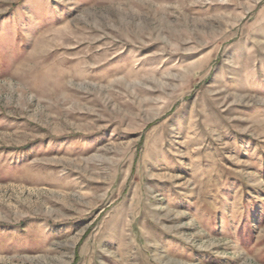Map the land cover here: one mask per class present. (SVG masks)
<instances>
[{"label":"rangeland","instance_id":"rangeland-1","mask_svg":"<svg viewBox=\"0 0 264 264\" xmlns=\"http://www.w3.org/2000/svg\"><path fill=\"white\" fill-rule=\"evenodd\" d=\"M0 264H264V0H0Z\"/></svg>","mask_w":264,"mask_h":264}]
</instances>
